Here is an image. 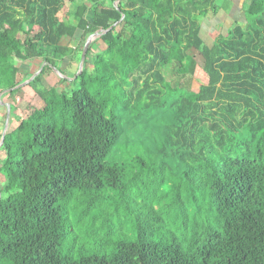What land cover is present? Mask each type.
Returning a JSON list of instances; mask_svg holds the SVG:
<instances>
[{
	"label": "trees",
	"instance_id": "1",
	"mask_svg": "<svg viewBox=\"0 0 264 264\" xmlns=\"http://www.w3.org/2000/svg\"><path fill=\"white\" fill-rule=\"evenodd\" d=\"M219 9L216 0H0V93L43 62L71 77L86 38L112 27L98 37L103 49L89 44L75 88L50 84L48 65L24 85L42 106L0 147V264H264V0H245V27L209 45L201 24ZM189 50L207 76L197 90L183 83L196 66ZM119 107L140 110L155 140L110 163L124 132ZM87 217L103 235L63 246Z\"/></svg>",
	"mask_w": 264,
	"mask_h": 264
},
{
	"label": "rangeland",
	"instance_id": "2",
	"mask_svg": "<svg viewBox=\"0 0 264 264\" xmlns=\"http://www.w3.org/2000/svg\"><path fill=\"white\" fill-rule=\"evenodd\" d=\"M216 1H217V4L219 5H222L223 3V0H216ZM212 15L214 14L209 13L208 16L212 17ZM242 22H245V21L243 20ZM236 24H239L243 28L245 27V24L241 23L240 21ZM203 26L204 27L201 29L202 30L201 36L203 38V41L210 45V43L213 42L212 40L214 39L216 32H214L213 29H211L212 28L211 25L204 23ZM232 27H233L232 25L231 26L229 25L227 30H231ZM224 32L225 30H221V34H224ZM77 38L78 37H76V39ZM76 42L77 40H74L73 43L76 44ZM62 43L67 44V40L65 39L62 40ZM90 44H92L91 47L95 52H98L100 51V49H103V44L99 41L98 37L92 39ZM188 54L193 56L196 62V66H195L194 72L190 75L191 79L187 77V80L183 83H184V86H189L192 90H197V88L201 84H205L207 82V76L201 70L203 59L199 55V53L194 50H189ZM42 64L43 63H41V65ZM41 65L39 67H41ZM62 65H65V64H62ZM20 66L25 67L29 72L33 73L37 69L38 62L37 61H26V62L21 63ZM165 70H168V68H166ZM52 71L51 72L49 70L46 71L47 81L50 84L55 85L59 91H61L63 88L66 89V91H69L70 89L75 88L77 86V82L75 83L73 82L74 79L72 80L75 73H73L71 77L67 75L69 74L68 72H66V74L64 73V76L65 78H67L68 81L60 82L57 78L58 75ZM70 73H72V71H70ZM4 97H8V96L4 94V96L1 97L2 100ZM9 97L12 98L14 103L17 105V108L19 106L18 110L20 114L19 115L20 119L27 116L28 113L33 108L42 106L41 100L38 99V97L33 93L31 89H29L28 87L24 85L21 87L19 94L16 93L13 96H9ZM168 100H169V97L167 96L162 101L167 102ZM0 107H1V104H0ZM12 107L14 108L13 105ZM116 112H117V118H118L117 119L118 125L123 129L124 132L121 137L120 143H118L117 146H115L111 150L109 155L107 156V161L110 163H114V162L122 163V162L128 161L130 157L134 155L133 153H135L138 150V147L142 146V141L145 144V146L152 147L154 146L153 140H155V133L153 132V135L150 136V129L147 128L148 133L144 134L145 128H143V124L137 122L139 121V114L142 113L140 110L136 108L132 110L131 109L123 110L119 107V109ZM15 116L16 115H14V109L10 108V125L13 124L12 127L16 126ZM147 123H148V127L150 128H153V127L155 128L159 126L158 122H156L153 118L150 119ZM160 123L161 122H159V124ZM113 219L111 220L114 221V223H116V220H113ZM89 220L90 218L87 217L83 220L82 224L80 223L78 225H74V228L70 230V233L68 234L67 239L63 243V246H67L72 241L75 244L83 243L84 239L87 238L88 233L90 235L92 233H95L94 234L95 238L101 237L103 235L104 226L102 228H100L98 224L92 226Z\"/></svg>",
	"mask_w": 264,
	"mask_h": 264
},
{
	"label": "crops",
	"instance_id": "3",
	"mask_svg": "<svg viewBox=\"0 0 264 264\" xmlns=\"http://www.w3.org/2000/svg\"><path fill=\"white\" fill-rule=\"evenodd\" d=\"M244 1L245 0H223L222 5H219L220 9L217 11L216 14L212 15V17H209L208 16L209 14H208L203 19L202 24H201V29L204 27L203 26L204 23L211 25L212 26L211 29H213V31L216 32V34H215V37H216L217 35L221 34V30H225L224 33H226L228 31L227 29H228L229 25L233 26L236 23H238L239 21L241 23H245V22H242L244 20V12H243ZM17 94H19V92ZM1 102L8 103V104L13 105L15 107L14 115H16L15 116V122H16V126H17L18 121L20 120V116H19L20 114H19V110H18L19 106L17 108V105L14 103L12 98H10L9 96L4 97L3 101H1ZM5 109L6 108H4V106L1 105V107H0V122L3 119L4 113L6 114ZM12 125H10V118H9L8 126L12 127ZM16 126H13V127H16ZM1 158H3V152H1V150H0V159Z\"/></svg>",
	"mask_w": 264,
	"mask_h": 264
},
{
	"label": "water",
	"instance_id": "4",
	"mask_svg": "<svg viewBox=\"0 0 264 264\" xmlns=\"http://www.w3.org/2000/svg\"><path fill=\"white\" fill-rule=\"evenodd\" d=\"M123 17H124V15L122 14L119 21H121L123 19ZM111 28L112 27H110L108 29H99L98 31L94 32L93 34L89 35L86 38L85 43H84L83 48H82V52H81V56H80V60H79V64H78V69H77L76 74L72 78V80L74 78H76L81 73V71L83 69L84 61H85V54H86L87 48H88L90 42L92 41V39H94L96 37H99L101 34L107 32ZM45 65H48L49 67H51L52 70L58 75V77L65 78V76L62 73H60L59 70L56 67H54V66H52L50 64H47L46 62H43V64L41 65V67H39V69L28 80L20 83L19 85L15 86L12 89L3 90L0 93V96H1L2 93L9 92V91H11L13 89H16L18 87H22L23 85H26L27 83H29L32 79H34L41 72L42 68ZM0 104L6 108V117H5L3 129H2V132H1V136H0V147H1L2 144H3V140H4L5 133H6L7 129H8V123H9V118H10V104L4 103V102H1V101H0Z\"/></svg>",
	"mask_w": 264,
	"mask_h": 264
}]
</instances>
